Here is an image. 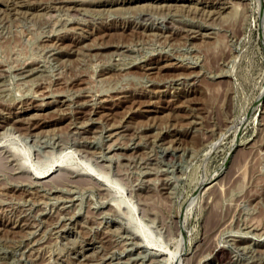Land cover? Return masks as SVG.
<instances>
[{
  "label": "rangeland",
  "instance_id": "obj_1",
  "mask_svg": "<svg viewBox=\"0 0 264 264\" xmlns=\"http://www.w3.org/2000/svg\"><path fill=\"white\" fill-rule=\"evenodd\" d=\"M45 263L264 264V0H0V264Z\"/></svg>",
  "mask_w": 264,
  "mask_h": 264
},
{
  "label": "bare ground",
  "instance_id": "obj_2",
  "mask_svg": "<svg viewBox=\"0 0 264 264\" xmlns=\"http://www.w3.org/2000/svg\"><path fill=\"white\" fill-rule=\"evenodd\" d=\"M52 1H53V0H52ZM222 8H223V7H222ZM222 8H221V9H222ZM145 36H146V35H145ZM208 38H209V37H208ZM71 52H72V51H71ZM143 68H144V67H143ZM28 69H29V68H28ZM30 70H31V69H30ZM25 71H26V69H25ZM27 72H28V70H27ZM30 72H31V71H30ZM183 84H184V83H183ZM49 96H50V95H49ZM89 99H90V98H89ZM52 100H53V99H52ZM54 100H55V99H54ZM54 100H53V101H54ZM56 100H57V99H56ZM96 100H97V99H96ZM101 100H103V99H101ZM92 101H93V100H92ZM61 102H62V100H61ZM103 102H106V100H103ZM52 103H53V104H54V103H60V101L58 100V101L48 102V103L46 102L45 104H43V103H42V104H43V106H48V105H52ZM41 107H42V106H41ZM112 135H113V134H112ZM115 138H116V137H115ZM113 141H115V140H113ZM31 177H32V176H31ZM33 178H34V177H33ZM42 178H44V177H40V176H39V177H35V180H36L37 183H38V182L41 181ZM90 180H91V179H90ZM29 182H31V183L33 184L34 180H33V181H29ZM31 183H30V184H31ZM26 184H27V183H26ZM35 184H36V183H35ZM38 184H39V183H38ZM26 190H27V189H26ZM35 190H36V189H35ZM30 191H31V190H30ZM25 192H28V191H25ZM30 194H31V193L28 192L26 196H29V197H30ZM25 208H26V207H25ZM5 216H6V215H5ZM22 216H23V215H22ZM7 218H8V217H7ZM14 218H15V217H14ZM13 221H14V220H13ZM144 247H145V246H144ZM146 248H147V247H146ZM105 252H106V251H105ZM38 255H39V254H38ZM105 255H106V254H105ZM82 257H86V256H82ZM92 259H93V258H92ZM176 259H177V258H176ZM45 264H46V263H45Z\"/></svg>",
  "mask_w": 264,
  "mask_h": 264
}]
</instances>
